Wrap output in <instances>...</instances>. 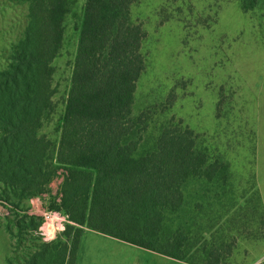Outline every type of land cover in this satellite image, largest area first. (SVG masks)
<instances>
[{"label":"trees","instance_id":"trees-1","mask_svg":"<svg viewBox=\"0 0 264 264\" xmlns=\"http://www.w3.org/2000/svg\"><path fill=\"white\" fill-rule=\"evenodd\" d=\"M141 1L85 0L54 141L43 131L57 111L54 64L73 0H25L28 23L0 71V185L17 201L44 196L61 178L60 203L51 208L65 211L74 225L21 262L8 256L7 264H77L86 229L192 263L227 264L224 256L233 253V243L210 245L204 238L194 250L192 229L170 223L182 218L189 185L205 182V197L213 199L229 181L227 167L199 148L196 133L167 126L155 149L140 153L149 115L135 117L133 106L147 34L131 8ZM31 225L37 232L41 222Z\"/></svg>","mask_w":264,"mask_h":264},{"label":"rangeland","instance_id":"rangeland-1","mask_svg":"<svg viewBox=\"0 0 264 264\" xmlns=\"http://www.w3.org/2000/svg\"><path fill=\"white\" fill-rule=\"evenodd\" d=\"M84 4L73 0L54 64L57 111L43 131L54 141L71 87ZM131 16L147 34L142 46L146 67L133 106L135 117L149 115L140 153L155 149L165 127H189L199 148L221 161L229 177L223 191L211 193L213 199L205 197V182L189 185L185 212L177 221L172 217V227L192 229L194 250L203 238L217 246L227 239L238 246L232 264H259L264 261V221L251 201L259 198L258 187L264 200V0H142L132 6ZM27 23L25 0H0V71ZM61 183L58 178L44 196L17 201L0 185V264H7V256L21 262L44 242L31 224L42 222L40 211L60 203L55 198ZM243 204L253 210L242 212ZM98 250L118 257L107 264H179L125 242L84 237L81 254Z\"/></svg>","mask_w":264,"mask_h":264},{"label":"crops","instance_id":"crops-1","mask_svg":"<svg viewBox=\"0 0 264 264\" xmlns=\"http://www.w3.org/2000/svg\"><path fill=\"white\" fill-rule=\"evenodd\" d=\"M258 192H259V198L254 199L253 202L256 204L255 210L257 211L258 216L260 217L261 222H262V221H264V202H263L264 200H263V195H262L261 189L259 191V187H258ZM240 208H241L242 212L246 211V214H248L250 211L253 210L252 207L245 208L244 207V204L243 205H240ZM241 214H242V217L245 215L244 213H241ZM207 222H209V221H207ZM213 225L214 226H212V227L214 229L216 228V226H219V224L216 225V226H215V224H213ZM219 228L216 229L218 231V233H219ZM227 230H228V228H227ZM88 234H94L95 236H100V237H102L104 239H112V240H116L118 242H125V241H122V240L113 238L111 236H108V235H105V234H102V233H99V232H96V231H93V230L86 229L85 230V233H84V236L82 238L81 245H80L77 264H107V260H109L110 258H114V260H116L118 258L116 255H109L108 252H100L99 250L98 251H93V252L89 251V252H86V253H82L81 254V247H82L83 239ZM4 235L7 236V237H9V235L7 233H5ZM224 240H227V239H222L219 242H221V244L223 242L225 243ZM125 243H128V242H125ZM128 244H130V243H128ZM131 245H133V244H131ZM133 246H136V245H133ZM136 247H139V246H136ZM237 247L238 246H237V242H236V246H235V248L233 250V253L230 256H228V258L226 259V263L227 264H232L230 260L234 256V253L237 250ZM139 248H142V247H139ZM142 249H145V248H142ZM145 250H147L149 252H152V253H155V254L161 256L164 259L177 261L179 264H204V260L203 261L202 260L201 261L198 260L196 263H192V262H188L186 260H177V259H174V258L168 256V255H164L162 253H159V252H156V251H152V250H149V249H145ZM7 257H6V259H7ZM88 258H93V259L88 262L87 261ZM94 258H96V260H94ZM120 264H122V261H121Z\"/></svg>","mask_w":264,"mask_h":264},{"label":"built area","instance_id":"built-area-1","mask_svg":"<svg viewBox=\"0 0 264 264\" xmlns=\"http://www.w3.org/2000/svg\"><path fill=\"white\" fill-rule=\"evenodd\" d=\"M40 214L42 216V222L38 234L45 242H54L63 238L68 226L74 225L65 211L42 210ZM259 264H264V261Z\"/></svg>","mask_w":264,"mask_h":264}]
</instances>
